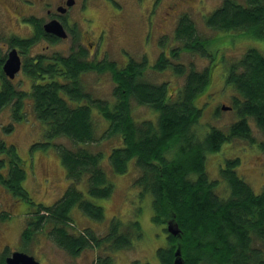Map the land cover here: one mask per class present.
<instances>
[{"label":"trees","instance_id":"trees-1","mask_svg":"<svg viewBox=\"0 0 264 264\" xmlns=\"http://www.w3.org/2000/svg\"><path fill=\"white\" fill-rule=\"evenodd\" d=\"M205 25L264 40V0H244V4L225 0L207 16ZM174 35L182 45L171 50L172 57L187 51L210 54V41L196 35L188 18H180ZM145 63L118 67L106 60L88 61L80 47L72 49L70 56L38 55L27 61L24 72L33 79L29 93L10 84L1 89L0 109L9 104L12 111V123L4 131L20 122L22 99L30 96L35 118L45 126L44 141L32 146L54 145L69 183L64 197L54 206L32 202L21 185L27 176L22 160L13 145L0 139V185L34 207V213H28L34 219L23 238L29 240L31 230H47L56 245L73 257L89 248L120 250L131 245L127 235L119 233L118 225H112L108 235L99 239L90 228H75L73 233L68 230L74 208L95 221L104 218L103 208L86 197L108 199L113 184L102 166V150L88 147L117 139L119 144L108 152L110 170L126 174L132 164L140 172L134 184L151 197L152 221L166 227L176 223L181 231L174 238L168 234L172 245L157 250L161 264H173L177 248L185 264H264V191L254 193L237 175L236 157L224 160L220 178L214 181L205 169L207 153L219 151L224 143L233 139L254 143L251 122L264 136V51L251 48L223 70L224 85L235 91L229 106L235 120L225 130L201 127V108L195 104L209 83L210 67L198 73L190 69L174 95L166 82L143 81ZM168 67L176 74H185L183 64H171L164 53L152 65L158 72ZM92 71L109 73L114 85L111 99L95 96L87 85L83 74ZM134 105L148 107L155 118L136 120ZM60 138L71 145L54 143ZM258 146L264 153V140ZM219 183L228 190L225 197L216 192ZM128 226L130 232L141 236L137 221ZM96 264H110V258L97 259Z\"/></svg>","mask_w":264,"mask_h":264},{"label":"rangeland","instance_id":"rangeland-1","mask_svg":"<svg viewBox=\"0 0 264 264\" xmlns=\"http://www.w3.org/2000/svg\"><path fill=\"white\" fill-rule=\"evenodd\" d=\"M77 1L79 6L85 5V7L81 12H77L78 5L74 9L76 29L78 32L84 31L87 35L88 39L82 36L84 44L85 42L95 43L91 51L87 44L84 47L88 61L106 60L123 67L127 64L121 57L122 50L125 49L131 52L134 61L147 62V68L143 71L144 82L152 84L166 82L169 92L174 95L184 84V76L190 69L198 73L210 67L209 83L195 100L196 106L201 108V127L207 129L215 126L225 130L235 120L234 112L220 109L222 105L227 107L231 105V95L235 93L230 87L224 85L223 70L229 67L231 61L239 60L251 48L264 51V40H258L241 31H217L205 25L207 16L217 10L225 0H156L153 17L156 27L148 34V40H145L149 27L146 17L147 14L148 17L152 16V12L148 13V9L151 8L149 5L154 0H142L141 5L137 4V0H113V6L110 3L111 0ZM174 1L178 2L177 6H174L173 11L168 13L163 21L161 19L163 5ZM232 1L244 4V0ZM157 14H160L158 24L162 27L157 26L155 19ZM185 17L192 21L196 35L210 41L208 45L210 54L207 55L206 52V56H203L199 52L187 51L179 52L176 57L171 56V50L182 45L181 40L177 38L175 40L174 33L180 18ZM86 20L91 22L90 27L87 26ZM96 37H99V40H96ZM43 44V42L39 43L38 49L32 54L28 52L24 60L26 61L35 52L36 55L46 57L52 54L70 56L72 49H76L71 38L67 41L46 43L50 47L45 50L42 48ZM211 52H215L214 57L211 56ZM162 53L171 64H183L185 74H176L171 67L161 72L154 70L152 65ZM16 77L15 81H10L8 84L17 91L29 93L33 79L23 70L17 73ZM83 78L95 96L102 99L112 98L114 85L109 73L98 74L92 71L84 73ZM22 100L23 117L19 120L20 122L13 123L7 132L4 128L12 123L11 106L8 104L0 109V139L7 145H13L22 160L27 176L21 185L32 202L44 207L54 206L55 202L64 197L69 183L54 145L32 146L34 143L44 141L45 126L35 118L30 96L27 95ZM133 114L136 120L155 118L148 107L138 105H134ZM251 132L255 144L246 140L233 139L230 143H224L219 151L207 153L205 169L210 180L220 178L219 170L224 166V160L236 157L239 159L237 175L251 186L254 193L264 191V153L258 146V143L264 140V136L253 122H251ZM54 143L71 145L65 138H60ZM118 144L117 139H112L104 141L99 146L86 145L93 150H102V166L113 184V193L108 199H92L87 196L86 200L103 208L104 218L95 221L82 214L78 208H74L70 214L72 220L69 222L71 226L68 230L73 233L75 228L81 230L90 228L92 234L99 239L108 235L112 225H118L119 233L126 234L131 245L120 250H113L107 246L89 248L73 257L56 245L48 236L47 230H31L30 239L25 241L22 235L24 230L29 228L30 221L34 219V215L28 214L34 213V207L11 196L7 189L0 185V264L1 259H5L15 250L27 253L40 264H96L97 259L103 260L107 257L110 258V264H161L156 252L159 248H168L172 245L167 239L169 232L166 230V224L160 226L152 221L151 197L148 193L142 192L141 186L134 184L140 172L132 164L129 166L130 171L126 174L116 175L110 170L108 152L110 147ZM1 157H3L2 154H0ZM216 192L220 197L228 195L227 188L221 183L217 185ZM1 215L4 217L1 218ZM134 221L139 223L140 237L132 230L129 231L128 225ZM257 247L260 248L261 245Z\"/></svg>","mask_w":264,"mask_h":264},{"label":"flooded vegetation","instance_id":"flooded-vegetation-1","mask_svg":"<svg viewBox=\"0 0 264 264\" xmlns=\"http://www.w3.org/2000/svg\"><path fill=\"white\" fill-rule=\"evenodd\" d=\"M111 1L112 2L110 3L113 6L114 1ZM141 1L142 0H137V4L141 5ZM155 3H157L156 0L149 5L151 8L148 9V13L152 12V16L148 17L147 14L146 17L149 27L147 29L148 33L145 36V40H148V34H150L152 29L156 27L153 21L155 15L154 8L156 7ZM168 4L169 3L163 5V15L161 18L163 21L168 13L173 11L174 6H177L178 2L174 1L171 4ZM77 5V0H0V91L8 84V82L16 80L17 73L21 70L24 71V66L27 61L37 58L39 54L36 55L37 53L35 52V56H29L26 61L24 60V56L27 55L28 52L32 54V52L38 49L39 43H44L42 48L45 50L50 47V45H46V43L52 44L54 42H59L60 40L67 41L71 38L72 44H74L73 46L76 48L81 47L84 49L86 44L90 47V51L94 48L95 43L85 42L84 44L82 36L87 37V35H85L84 31L78 32L76 29L77 21L75 20L76 13L74 12V9ZM84 7L85 5H78L77 12H81ZM159 17L160 14L155 16L157 26L162 27L158 24ZM50 22L60 24L65 34H67L66 38L59 37L46 31L45 27L47 23ZM85 22L88 23V27L91 26V22H88L87 20ZM99 37H96V40H99ZM122 51L123 54H121V57L122 60H125V63L136 62L133 60L131 52H128L125 49ZM10 52H15V55L20 59V69L12 79H9L8 76H6L3 69ZM144 62L139 64H143ZM144 66L145 71L147 68V62Z\"/></svg>","mask_w":264,"mask_h":264},{"label":"water","instance_id":"water-1","mask_svg":"<svg viewBox=\"0 0 264 264\" xmlns=\"http://www.w3.org/2000/svg\"><path fill=\"white\" fill-rule=\"evenodd\" d=\"M46 31L51 32L59 37L66 38L67 34L63 31V28L60 24L56 22L47 23L45 27ZM6 63L3 66L4 72L9 79H12L17 71L20 69V59L15 55V52H10L7 56ZM221 110H230V107L222 105ZM167 232L173 237L180 234V230L176 223H168L166 227ZM174 259L173 264H185L182 258V252L180 249L177 248L174 252ZM6 264H40L37 260H35L32 256L28 255L27 253H23L21 251L12 252L9 256L5 259Z\"/></svg>","mask_w":264,"mask_h":264},{"label":"bare ground","instance_id":"bare-ground-1","mask_svg":"<svg viewBox=\"0 0 264 264\" xmlns=\"http://www.w3.org/2000/svg\"><path fill=\"white\" fill-rule=\"evenodd\" d=\"M2 216V215H1ZM79 232V231H78Z\"/></svg>","mask_w":264,"mask_h":264}]
</instances>
